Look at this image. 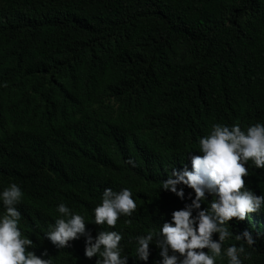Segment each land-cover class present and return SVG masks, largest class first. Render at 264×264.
<instances>
[{
	"label": "trees",
	"instance_id": "1",
	"mask_svg": "<svg viewBox=\"0 0 264 264\" xmlns=\"http://www.w3.org/2000/svg\"><path fill=\"white\" fill-rule=\"evenodd\" d=\"M258 121L264 0H0V189L22 188L20 227L54 264H94L83 237L58 251L43 233L61 202L91 221L105 187L137 201L115 226L121 255L155 264L152 243L146 262L134 259L135 237L185 203L162 179L213 123ZM248 171L246 186L264 195V170L249 161ZM235 220L233 235L264 228V212ZM248 251L244 264H264V242Z\"/></svg>",
	"mask_w": 264,
	"mask_h": 264
},
{
	"label": "clouds",
	"instance_id": "2",
	"mask_svg": "<svg viewBox=\"0 0 264 264\" xmlns=\"http://www.w3.org/2000/svg\"><path fill=\"white\" fill-rule=\"evenodd\" d=\"M198 146L197 154L189 152L187 163L179 169L172 168L160 183V191L174 193L185 201L184 206L173 209L170 220H163L158 230L135 237L134 259L146 262L152 243L160 257L155 264H218L221 260L244 264L250 256L248 249L264 242V228L245 227L233 235L228 227L232 218H236L235 224L250 213L264 212V195L255 194L242 178L249 175V161L255 169L264 170V123L244 127L238 123H213L208 133L199 138ZM185 187L191 189L187 197ZM209 196L215 199L209 200ZM23 197L17 183L10 182L0 189V264H54L47 248L36 254L33 239L20 227L22 213L17 205ZM205 200L210 203L202 208ZM136 209L131 188L116 191L105 187L100 202L92 209L91 221L61 202L55 208L59 215L43 237L58 251L83 237V254L88 259L95 256L94 264H128V256L121 255L122 233L115 226L121 217H130ZM86 223L107 225L111 230L97 231L93 236ZM233 239L237 243L225 244Z\"/></svg>",
	"mask_w": 264,
	"mask_h": 264
}]
</instances>
